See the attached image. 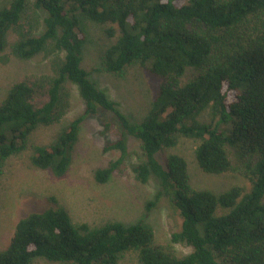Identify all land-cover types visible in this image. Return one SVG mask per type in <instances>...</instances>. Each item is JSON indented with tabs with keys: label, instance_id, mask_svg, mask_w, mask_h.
<instances>
[{
	"label": "trees",
	"instance_id": "16d2710c",
	"mask_svg": "<svg viewBox=\"0 0 264 264\" xmlns=\"http://www.w3.org/2000/svg\"><path fill=\"white\" fill-rule=\"evenodd\" d=\"M82 18L106 25L104 35L114 39L102 51L99 71L121 74L138 62L160 80L139 123H131L82 67ZM39 19L42 31L35 35ZM12 30L19 34L11 46L18 58L51 47L52 75L23 78L0 102V177L7 158L23 152L37 128L66 114L69 81L78 88L83 112L52 143L32 147L31 165L61 178L83 120L99 110L110 113L121 131L103 150L120 156L94 172L95 182L111 178L128 153L127 137L137 139L143 160L133 168L135 178L159 183L145 210L166 197L180 218L170 243L191 252L178 257L171 245L155 244L142 220L74 225L51 199L55 204L18 221L0 264L36 258L117 264L128 251L137 253V264H264V0H10L0 9V52ZM206 109L209 121H199ZM179 136L199 141L195 158L203 172L238 174L249 188L233 186L221 194L192 189L182 157L168 155L164 165L155 158Z\"/></svg>",
	"mask_w": 264,
	"mask_h": 264
},
{
	"label": "rangeland",
	"instance_id": "374dc122",
	"mask_svg": "<svg viewBox=\"0 0 264 264\" xmlns=\"http://www.w3.org/2000/svg\"><path fill=\"white\" fill-rule=\"evenodd\" d=\"M9 1L0 0V9ZM80 22L86 34L82 49V67L89 73V79L111 100L118 103L119 109L131 123H139L150 108L160 80L138 62L129 65L121 74L99 71L102 51L114 39H108L104 35L103 29L106 25L94 23L87 18H82ZM40 24L39 19L35 35L42 31ZM119 32L116 27V35ZM18 36L16 30L9 31L6 46L0 52V102L12 85L23 78L52 75L49 63L51 47L48 46L46 51L34 58L21 59L11 50ZM64 88L68 93L69 107L60 122L37 128L28 147L23 152L12 154L4 163L0 177V251L8 244L19 220L55 204L51 201L54 199L56 206L67 211L74 225L86 224L90 228H96L108 222L128 225L142 220L152 228L155 244L171 245L178 257L190 253V247L170 243V235L179 230L180 218L166 197H161L151 211L145 210L146 203L155 199L159 183L155 178H150L146 184L136 180L133 168L143 160L137 139L127 137L128 153L111 178L105 184L95 182L94 172L120 156L118 151L103 150L108 143L118 139L121 131L119 123L110 113L99 110L83 120L71 166L61 178L54 177L48 170H40L31 165L32 147L52 143L83 112L84 105L77 86L66 81ZM199 121H209V110L206 109L199 116ZM198 143V140L179 136L174 147L163 149L155 158L164 165L168 155L182 157L186 162L189 185L194 190L221 194L233 186L249 188L248 180L238 174L203 172L195 158ZM227 151L230 158H233L231 149L227 148ZM137 263V253L128 251L121 255L117 264ZM31 264L65 263L36 258Z\"/></svg>",
	"mask_w": 264,
	"mask_h": 264
}]
</instances>
